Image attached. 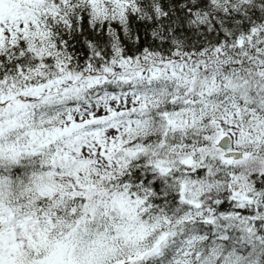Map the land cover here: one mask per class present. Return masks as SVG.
Returning a JSON list of instances; mask_svg holds the SVG:
<instances>
[{"label":"snow or ice","instance_id":"snow-or-ice-1","mask_svg":"<svg viewBox=\"0 0 264 264\" xmlns=\"http://www.w3.org/2000/svg\"><path fill=\"white\" fill-rule=\"evenodd\" d=\"M0 264H264V0H0Z\"/></svg>","mask_w":264,"mask_h":264}]
</instances>
